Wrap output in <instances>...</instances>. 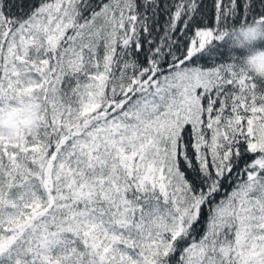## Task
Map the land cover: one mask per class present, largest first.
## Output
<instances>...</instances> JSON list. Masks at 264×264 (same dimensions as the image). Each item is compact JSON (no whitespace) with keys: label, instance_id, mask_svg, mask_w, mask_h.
<instances>
[{"label":"snow or ice","instance_id":"1","mask_svg":"<svg viewBox=\"0 0 264 264\" xmlns=\"http://www.w3.org/2000/svg\"><path fill=\"white\" fill-rule=\"evenodd\" d=\"M0 264H264V0H0Z\"/></svg>","mask_w":264,"mask_h":264}]
</instances>
